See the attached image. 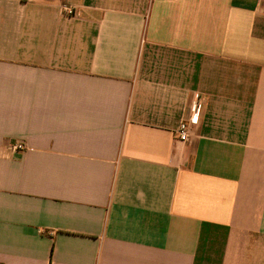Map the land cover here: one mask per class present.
<instances>
[{
  "label": "crops",
  "instance_id": "obj_1",
  "mask_svg": "<svg viewBox=\"0 0 264 264\" xmlns=\"http://www.w3.org/2000/svg\"><path fill=\"white\" fill-rule=\"evenodd\" d=\"M0 264H264L262 0H0Z\"/></svg>",
  "mask_w": 264,
  "mask_h": 264
},
{
  "label": "built area",
  "instance_id": "obj_2",
  "mask_svg": "<svg viewBox=\"0 0 264 264\" xmlns=\"http://www.w3.org/2000/svg\"><path fill=\"white\" fill-rule=\"evenodd\" d=\"M262 5L264 8V0H262ZM64 11L66 13H69V14H72L75 12L74 9L69 5H64ZM200 110H201V104H200V102H196L191 107L190 117L184 118L181 120L179 127L177 129L178 138L181 141H187L188 140V138H189V124L195 123L198 120ZM11 147L14 151H23V150L27 149V145L24 141H15Z\"/></svg>",
  "mask_w": 264,
  "mask_h": 264
}]
</instances>
